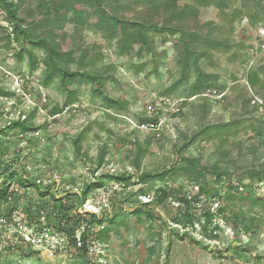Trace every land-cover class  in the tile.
<instances>
[{
  "label": "rangeland",
  "instance_id": "1",
  "mask_svg": "<svg viewBox=\"0 0 264 264\" xmlns=\"http://www.w3.org/2000/svg\"><path fill=\"white\" fill-rule=\"evenodd\" d=\"M9 1L18 6L23 27L42 35L44 26L37 24L45 14L42 0ZM52 1L60 0H45V6L50 8ZM155 5L122 1L116 14L214 41L209 56L199 61L216 78L206 94L189 97L197 76L194 67L180 80L177 37L166 30L152 32V53L136 44L130 55H121L118 40L96 31L94 17L85 15L83 25L67 22L63 28L65 48L76 55L87 51L83 65L70 69L107 76L106 92L125 109L106 110L93 85L83 82L71 86L74 104L55 116L51 113L62 108L66 91L58 78L43 85L42 50L29 48L37 59L34 71L26 53L17 57L22 38L15 40L13 22L0 7V89L8 94L0 96V185L17 171L18 178L29 179L40 191L65 198L73 212L102 214L106 221L104 229L95 227L90 233L96 248L86 258L72 247L57 249V237L28 249L19 219L32 204L44 214L52 211L53 217L57 211L33 189L19 190L14 183L9 193L17 197L0 203V213L24 215L0 226V264H264V181L250 177L264 171V0L256 6L252 0H219V8L210 5L197 16L180 19L166 12L162 0ZM187 5L192 2L177 0L176 9ZM251 73L259 79L254 86L248 82ZM17 121L26 129L14 127ZM206 127L212 129L202 134ZM80 135L81 153L76 155L73 142ZM184 158L204 169V193L181 170L138 183L142 173L184 167ZM219 174L223 176L216 182ZM120 175H130V183L116 181ZM101 179L103 186L80 205L85 185ZM164 188L169 195L161 200L157 191ZM184 197L201 221L193 229L172 225L185 210L179 202ZM137 207L142 212L135 215ZM208 211L213 218L205 232ZM56 223L44 220L41 225L56 231Z\"/></svg>",
  "mask_w": 264,
  "mask_h": 264
},
{
  "label": "trees",
  "instance_id": "2",
  "mask_svg": "<svg viewBox=\"0 0 264 264\" xmlns=\"http://www.w3.org/2000/svg\"><path fill=\"white\" fill-rule=\"evenodd\" d=\"M122 1L128 0H60L57 3L51 2V12L50 8L45 6V0L41 1V5L44 6L45 14L41 15V19L38 23L44 26V31L42 35H36L33 33V30L23 27L21 20L17 17V7L14 3L9 0H0V7L3 8L11 21L13 22V36L17 42H20L22 47L20 52L17 54L18 58H22V54L26 53L27 60L30 66V70L34 71L36 68V57L31 52L29 48H35L42 50L44 52V78L43 85H50L56 78L59 79L60 85L66 91V98L61 109L52 112V116H55L62 112L64 108L71 107L73 103V98L75 92L71 89V86L76 83H89L93 85V92L96 93L100 98H103L102 104L106 110L112 111H122L125 109L122 101L109 97L105 89V83L109 81L108 77L103 75L100 72L92 71H80V70H71V65H83L85 59L87 58V51H81L78 55L73 51V49L65 48L67 42L65 40L66 35L64 34V25L67 22H72L75 25H83L85 20V15L93 16L94 29L109 37L111 39H117L119 43V49L121 55H130L133 51V47L136 44L141 45V50L145 49L149 53H152V42H151V33L163 34L166 30L171 36L177 37L176 47L180 54V59L178 61L179 67L181 68L182 78L181 81L186 80L188 72L195 68L197 76L193 83L189 87V97H201L204 96L206 91L214 84L215 75L205 73L199 66V61L209 56V50L211 44L214 41H211L207 37H202L196 32H185L176 28L164 27L158 25H151L142 23L137 20H127L119 18L116 14L117 9L119 8ZM132 3L142 6H156V0H129ZM192 5H187L182 9H176L177 0H162V5L165 8L166 12H170L173 17L176 19L182 18L184 15L193 14L198 15L200 8L207 7L210 5H216L218 8L219 0H190ZM256 6L257 2L262 0H252ZM44 4V5H43ZM215 44V43H214ZM198 46V47H197ZM216 46H218L216 44ZM140 54V53H139ZM180 81V82H181ZM259 79L256 73H251L248 78V82L251 86H254L258 83ZM8 95L0 89V96ZM146 122L155 123V119H147ZM14 127L21 129H26L23 122L17 121L13 124ZM212 127H206L202 130V134L209 133ZM258 136H261L260 131L257 132ZM83 135L77 137L74 142V150L76 155L81 153ZM102 158V157H101ZM186 163L184 167H181L176 170L172 168L169 171L162 172L159 174H151L148 172L142 173L137 176V181L139 184H147L155 180H163L166 176L172 173H176L178 170L183 171L184 176L190 179L198 187V193H204L206 191L207 182L204 176V169L198 167L190 159H183ZM223 174L217 175L216 182H220ZM251 179H256L257 182L261 183L264 181V171H260L256 174L250 176ZM132 177L130 175H120L115 177V180L118 182H124L126 184L130 183ZM14 183L16 184L17 189L28 190V188L33 189V191L40 198L47 199V204L56 209V217H53L52 211H47L46 214L42 213V207H37L32 204L30 209L26 211V216L30 221L42 222L46 220L51 222L55 220L56 229L60 232H64L70 237V246L74 247L73 236L75 232L80 229L81 225H85V231L82 234L83 241L93 240L90 233L95 227L105 228V219L103 215H95L88 212L79 213L77 211L73 212L71 206L65 201V198H56L54 195L42 192L39 190V186L33 184L29 179L24 177L18 178L17 171H11L7 174V181L0 185V203H6L8 198L12 199L17 197V193L10 192L13 188ZM230 184V183H229ZM103 186L102 179L100 181H95L94 183H89L85 185L84 189L81 191L78 196V202L82 205L86 200L87 196L94 189L101 188ZM15 189L16 191H18ZM14 190V191H15ZM143 193L142 189L139 191ZM208 192H206L207 194ZM27 195V192H25ZM157 194L160 195L161 200L168 198L169 191L166 188L158 189ZM180 204L184 206L185 210L183 213H179L172 221L173 226L182 227L186 230L187 228H192L196 223H201L200 219H197L192 213L191 201L188 197L180 199ZM146 206L145 204H143ZM142 212L141 207H137L132 211L133 214L138 215ZM152 216V215H148ZM213 218V213L208 211L204 215V221L202 224L203 231H207L208 226L211 224ZM113 223V219L108 221V225ZM169 248V246L167 247ZM28 249H31V246H28ZM152 250V247L149 248V251ZM78 255L82 258L88 257V251L86 246H83L81 249L76 250ZM30 256V253L27 254Z\"/></svg>",
  "mask_w": 264,
  "mask_h": 264
},
{
  "label": "built area",
  "instance_id": "3",
  "mask_svg": "<svg viewBox=\"0 0 264 264\" xmlns=\"http://www.w3.org/2000/svg\"><path fill=\"white\" fill-rule=\"evenodd\" d=\"M8 199L11 200V197H9ZM88 213H92V212H88ZM92 214L98 215L96 213H92ZM23 215L21 213H17V211H11L10 213H8V215L0 213V226L4 228L5 225H7V223H9L10 221L15 222L16 221L15 219L18 218V216L23 217ZM24 216H25L24 219L23 218L19 219V223H17L18 224L17 226H18V230L20 228L21 231H23L19 233L22 236L21 240L24 241L28 246L31 247L39 246L41 244H44L48 239L55 241L56 239L55 237H57L58 240H60V242L56 241L57 249H61L60 246L62 247L64 246L66 248L71 247L70 237L64 232H60L59 230L55 231L52 227L41 225V222L40 223L31 222L26 215ZM49 231H53L54 234L53 235L51 233L48 234ZM84 231H85V225H81L80 229H78L75 232V235L73 236V240H74L73 249L76 251L78 249H81L83 246H86L89 256L93 254L96 246L94 245V242L92 240H87L86 242L83 241L82 234ZM62 243L64 245H62Z\"/></svg>",
  "mask_w": 264,
  "mask_h": 264
}]
</instances>
